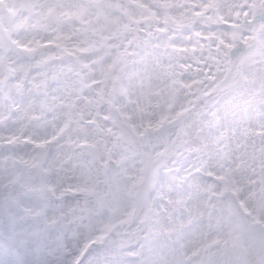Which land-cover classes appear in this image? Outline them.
<instances>
[{
	"label": "snow or ice",
	"instance_id": "snow-or-ice-1",
	"mask_svg": "<svg viewBox=\"0 0 264 264\" xmlns=\"http://www.w3.org/2000/svg\"><path fill=\"white\" fill-rule=\"evenodd\" d=\"M0 264H264V0H0Z\"/></svg>",
	"mask_w": 264,
	"mask_h": 264
}]
</instances>
